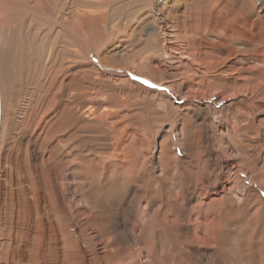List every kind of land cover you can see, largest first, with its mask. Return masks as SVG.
I'll return each instance as SVG.
<instances>
[{"label": "rangeland", "instance_id": "rangeland-1", "mask_svg": "<svg viewBox=\"0 0 264 264\" xmlns=\"http://www.w3.org/2000/svg\"><path fill=\"white\" fill-rule=\"evenodd\" d=\"M43 4L68 21L78 9L92 11L81 31L96 57L78 59L76 147L60 151L51 125L59 109L52 79L61 60L71 64L55 27L43 26L51 31L43 41L56 64L49 51L37 53L43 65L30 72L43 82L35 90L31 80L19 85L7 113L22 119L28 100L47 110L43 121L54 131L34 151L39 161L52 157L67 186L77 163L82 223L108 241L112 264L140 252L155 264H264V0ZM4 114L1 104L0 132ZM27 135L14 131L10 176L32 153ZM64 195L73 202L72 188ZM196 234L208 244H191ZM5 245L0 240V252Z\"/></svg>", "mask_w": 264, "mask_h": 264}, {"label": "bare ground", "instance_id": "bare-ground-1", "mask_svg": "<svg viewBox=\"0 0 264 264\" xmlns=\"http://www.w3.org/2000/svg\"><path fill=\"white\" fill-rule=\"evenodd\" d=\"M48 1L0 0V93L2 114L5 113V126L2 125L0 132V234L6 244L5 250L3 249L4 251L0 254H2L3 264H112L114 259L110 260L107 257L108 254H111L108 241L101 237L98 230L92 227L93 225L82 223L79 210L82 201L80 197L81 183L77 179L79 171L75 166L77 163L72 167L69 166V170L67 169V179L73 183L72 186H67L61 183L63 178L59 173L60 168L52 165V157L47 156L48 158L39 161L42 153L36 154L34 151L37 139L41 140L43 137L50 136L54 131L50 128L51 125L55 126V131L59 133L56 139L60 151L76 147L79 140V131L76 127L77 115L81 105V96L84 94L78 86L79 73L80 70H83L78 59L82 52L89 59H93V62L96 57V52L87 35L81 31L83 23L87 21L88 17H92V11L78 9L75 12L72 11L74 14H71L72 17H69V21L63 18L59 19L53 13L52 15H49V12L47 14L43 9V3ZM84 2L86 6H91L96 0H84ZM43 26L55 27L61 37L67 38L68 42L61 41L64 43L61 47L71 54V64L69 66L61 64V60L58 72L54 73L52 79L53 90L59 99V109L55 111L56 113L54 112L55 122H51L50 126L47 125L48 128L46 121H43V118L48 114L47 110L45 112L36 110L34 104H31L29 100L26 101L27 105L23 106L26 113L23 111L25 116L19 117L22 119L16 120L14 115L7 113L12 104L11 101H15L13 98L18 95L17 87L19 85L31 80L33 81L31 88L33 89L34 86L33 90H35L36 84L40 80L39 84L43 82L40 78L38 82L36 80L34 83L36 74L33 75L30 72L33 69L36 72V66L39 68L40 65H43V63L39 65L36 62L40 60L36 59V55L46 51L44 46L48 48L49 43L47 42V46L44 44L43 34L47 30L51 32L52 28H50L51 31L47 28L44 30ZM56 36L55 40L60 38L58 36L56 38ZM55 40L54 42H56ZM53 46L55 45L53 44ZM52 48L47 49L49 55L48 59L46 58L51 63L55 61ZM33 62L37 63L35 68L33 64L36 63ZM54 64L56 63L54 62ZM54 64H50V66ZM48 66H44V68ZM50 71L53 70L49 69V73ZM37 73L39 74V72ZM43 80L45 79L43 78ZM20 128L27 131L26 141L28 146L32 147V153L29 158L27 155L26 165L17 166L18 163L14 164L17 166V173L13 177L10 176L7 168V164L10 163V142L14 137L15 129ZM7 183L11 184V187L9 186L11 189L7 187ZM67 188H72L74 197L72 203L64 199V192ZM9 193L10 197H8ZM203 237L201 234H196L191 244H208L209 240ZM90 241H95L94 248L90 247ZM211 241L213 240L211 239ZM136 257L137 259L128 261L127 264H155L151 261L152 255L149 253L145 256L140 252Z\"/></svg>", "mask_w": 264, "mask_h": 264}, {"label": "water", "instance_id": "water-1", "mask_svg": "<svg viewBox=\"0 0 264 264\" xmlns=\"http://www.w3.org/2000/svg\"><path fill=\"white\" fill-rule=\"evenodd\" d=\"M0 126H1V100H0Z\"/></svg>", "mask_w": 264, "mask_h": 264}]
</instances>
